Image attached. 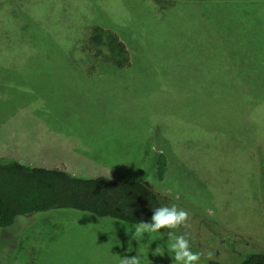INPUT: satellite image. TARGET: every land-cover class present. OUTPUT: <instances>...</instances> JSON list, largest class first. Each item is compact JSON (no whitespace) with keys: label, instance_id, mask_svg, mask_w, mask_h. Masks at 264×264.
<instances>
[{"label":"rangeland","instance_id":"obj_1","mask_svg":"<svg viewBox=\"0 0 264 264\" xmlns=\"http://www.w3.org/2000/svg\"><path fill=\"white\" fill-rule=\"evenodd\" d=\"M96 25L121 36L132 66L85 49ZM260 32L264 0H0V162L140 180L189 213L177 235L202 253L197 264H243L264 253ZM168 231L137 236L111 218L36 213L0 227L1 257L176 264Z\"/></svg>","mask_w":264,"mask_h":264},{"label":"trees","instance_id":"obj_2","mask_svg":"<svg viewBox=\"0 0 264 264\" xmlns=\"http://www.w3.org/2000/svg\"><path fill=\"white\" fill-rule=\"evenodd\" d=\"M259 38H264L261 32ZM85 49L94 52L103 65L123 69L133 64L132 53L121 36L101 25L93 28ZM228 53L226 60L232 64L233 60ZM215 61L212 67L223 63L217 62V59ZM196 65L203 70L199 64ZM195 77L204 79L201 73L195 74ZM212 78L215 82L221 81L217 75ZM212 85L214 93H217L219 87ZM158 131L159 128L156 129L159 137ZM156 153L161 155L159 150ZM262 157L261 172L264 178V154ZM159 166H165L162 158L159 159ZM161 206H164L161 196L140 180L118 181L105 176L82 178L64 169L34 167L17 160L0 162L1 228L13 226L21 216L54 211L81 212L136 226L142 220L150 222L153 210ZM4 247L1 241L0 264H5L1 257ZM209 263L223 264L216 260ZM243 264H264V253L250 254Z\"/></svg>","mask_w":264,"mask_h":264},{"label":"clouds","instance_id":"obj_3","mask_svg":"<svg viewBox=\"0 0 264 264\" xmlns=\"http://www.w3.org/2000/svg\"><path fill=\"white\" fill-rule=\"evenodd\" d=\"M150 222L141 221L135 226V235L144 233H156L161 229H168L167 236L172 240L170 245L174 253L176 264H197L202 253L193 252L190 247V240L187 233L177 235L182 227H188L189 213L183 209H178L176 205L161 206L153 210ZM174 230V231H173ZM211 255V254H209ZM120 264H142L141 256L123 255Z\"/></svg>","mask_w":264,"mask_h":264},{"label":"crops","instance_id":"obj_4","mask_svg":"<svg viewBox=\"0 0 264 264\" xmlns=\"http://www.w3.org/2000/svg\"><path fill=\"white\" fill-rule=\"evenodd\" d=\"M220 51H221L220 49L216 50V51H215V52H216L215 55H216V56H223V55H222L223 53H221ZM217 52H218V53H217Z\"/></svg>","mask_w":264,"mask_h":264}]
</instances>
